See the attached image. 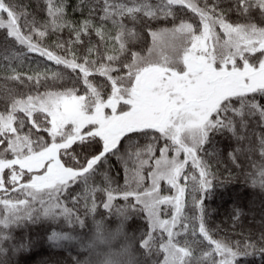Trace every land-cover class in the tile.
<instances>
[{"label": "snow or ice", "instance_id": "snow-or-ice-1", "mask_svg": "<svg viewBox=\"0 0 264 264\" xmlns=\"http://www.w3.org/2000/svg\"><path fill=\"white\" fill-rule=\"evenodd\" d=\"M220 3L88 0L77 25L67 0H43V22L20 0H0V228L40 212L78 224L81 207L128 208L147 224L135 264L264 260V230L218 239L206 223L219 165L248 163L249 186L264 192V0H231L236 20ZM149 37L146 54L135 50ZM217 137L235 146L224 153ZM113 157L122 187L101 171ZM242 214L234 209V221ZM100 264L125 262L113 253Z\"/></svg>", "mask_w": 264, "mask_h": 264}, {"label": "trees", "instance_id": "trees-1", "mask_svg": "<svg viewBox=\"0 0 264 264\" xmlns=\"http://www.w3.org/2000/svg\"><path fill=\"white\" fill-rule=\"evenodd\" d=\"M29 5L37 21L43 22L46 19L43 12V0H20ZM215 0H209L214 3ZM231 0H221L220 7L225 9L226 15L231 20H236L232 12H227ZM88 0L81 5L79 0H67L66 17L68 20L79 24L88 17ZM79 5V8H78ZM188 15H191L190 13ZM184 16L178 13V19ZM258 22V21H257ZM171 19L153 22V28L170 27ZM60 39L67 40L71 33L67 29L59 34ZM57 39V34H50L44 44L52 45ZM87 39V38H85ZM95 41L96 38L93 37ZM3 41V34L0 33V42ZM150 37L142 44L136 46L135 50L146 52L150 46ZM77 50L82 51L77 45ZM35 57V54H31ZM53 67H55L53 65ZM26 71L27 69H23ZM70 75V73H69ZM100 79V78H97ZM4 81H0L3 84ZM18 88V91H24ZM4 107V101L0 100V109ZM257 132L261 131L259 128ZM45 139L47 134L42 133ZM143 143V140H141ZM123 145V142H122ZM216 146L226 153L231 150L230 146H235L234 142L224 137L216 138ZM75 153H83L85 149L73 145ZM123 151V146H122ZM159 152L157 151V155ZM67 157L63 161H67ZM253 160L259 161L258 155L253 156ZM105 168L114 179L115 184L124 186L125 173L122 165L111 158L101 171ZM252 171L248 163H244L242 168L237 169L230 164H221L217 168L218 184L210 199L205 201L207 209L206 223L212 230L215 238H230L239 240L244 237H259L264 230V192L259 188H252L246 180V173ZM231 172V176L229 175ZM95 182L103 184L102 177L96 176ZM146 185L148 181H145ZM165 187V185H162ZM79 190V186L75 191ZM105 197L98 194L97 202L100 203ZM117 206H123L122 199L115 201ZM243 210L238 221H234V209ZM82 223H71L64 218H53L51 214L40 212L32 216H25L14 222L9 228H0V264H100L109 254H119L125 264H135L138 259L137 240L142 231L147 230L146 221L143 214L138 210L125 208L120 214L113 209L109 212L100 205L96 210L85 211L83 207L79 209ZM103 223L104 233L107 237L106 243L98 242L97 225ZM246 264H264V260L259 255L248 258Z\"/></svg>", "mask_w": 264, "mask_h": 264}, {"label": "rangeland", "instance_id": "rangeland-1", "mask_svg": "<svg viewBox=\"0 0 264 264\" xmlns=\"http://www.w3.org/2000/svg\"><path fill=\"white\" fill-rule=\"evenodd\" d=\"M171 27V26H170ZM143 54H146V52L145 53H143ZM43 135V134H42ZM159 155V154H158ZM7 171V170H6ZM163 185V184H162ZM166 187V186H165ZM165 187H162V192H163V190H164V188ZM164 194H168V193H164Z\"/></svg>", "mask_w": 264, "mask_h": 264}]
</instances>
